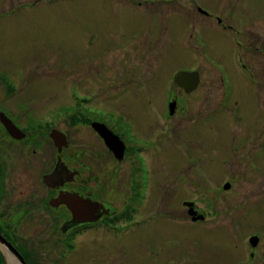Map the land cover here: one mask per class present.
Listing matches in <instances>:
<instances>
[{
	"label": "rangeland",
	"instance_id": "374dc122",
	"mask_svg": "<svg viewBox=\"0 0 264 264\" xmlns=\"http://www.w3.org/2000/svg\"><path fill=\"white\" fill-rule=\"evenodd\" d=\"M178 72L199 84L185 93ZM0 105L15 121L57 125L69 168L82 173L77 190L111 211L73 230L64 262L57 253L73 231L33 213L19 232L40 264H264V0H0ZM89 114L128 130L152 168L134 217L119 219L128 164L99 151ZM27 159L13 185L36 188L42 171Z\"/></svg>",
	"mask_w": 264,
	"mask_h": 264
},
{
	"label": "flooded vegetation",
	"instance_id": "af4514ba",
	"mask_svg": "<svg viewBox=\"0 0 264 264\" xmlns=\"http://www.w3.org/2000/svg\"><path fill=\"white\" fill-rule=\"evenodd\" d=\"M196 12L201 14L198 7H196ZM172 100L176 101L174 99ZM4 108L0 105V113H3L10 121L15 132L13 136L10 135L0 121V208L8 209L7 217L3 219L0 218V236L3 239V242L1 241L2 245H0V250H5L8 252V256L11 257L12 260H15L17 264H22L10 253V251H12L10 246H12L22 256L24 264H31V262L32 264H40L42 256L38 253L32 252L31 246L33 240L19 232L20 227L23 225L25 226L28 220L29 222H35L31 217L33 213L36 214V212H43V216L48 218L47 222H49L50 219H55L54 216H57V221L63 224L60 228V232L64 235L67 234L68 230L73 231L77 228H90L93 225L106 221V218L111 215V211L108 212L107 205L105 206L100 199V201L97 200L90 192H87V195H84L86 194V191L77 190V186L82 182L81 170L78 168H69L70 162L67 160L66 155L64 156V150L62 149L59 153L51 139H48L49 133L52 130H57V125L54 124V126L51 125V127H49L50 125H47V123H44L43 125H31L30 122L26 121L29 117L24 114L21 118L16 115V117L21 120L19 119L18 121H15L14 113L8 110L5 106ZM26 109L29 108L27 107ZM76 116L77 118L84 119V116ZM93 116L94 115H88L86 127L92 128L91 124L94 123L102 124L118 136L124 144L122 159L117 160L105 146L102 138L92 128L98 137V139H94L96 140V143L99 144V151L102 152L101 148L104 146V151L107 150L112 155L115 162L120 161V163L125 162L128 164L129 189L131 193L128 199L129 204L123 208L124 211L119 219L134 217L140 213L146 205L147 201L143 203V199L145 196H148L146 189L148 187L151 188L150 177L148 174L149 172H152V168H149L147 163L146 167V160L144 159L145 162L143 160V157H146L145 152L137 142L136 138H130V132L128 130L126 131L125 129L117 128L116 125L114 126L108 122V120L100 117H95L94 119ZM15 126L17 128H15ZM2 129L5 131L6 135ZM131 134H133L132 131ZM67 145H69L68 139ZM48 147L52 149V156L49 158L50 162L47 171L44 172L42 171V168L44 167L42 159L43 161L46 160L45 152ZM67 147L68 146L64 149ZM35 156L38 160L35 161L34 164L38 167V171H42L35 181L36 188L29 187L28 185L22 187L13 185L15 174H19L22 171H20L19 167L22 169L24 168L25 171L24 166L27 163V158L29 157L30 159H33ZM63 156L66 161H64ZM60 164H63L66 170H68L64 177L59 178L61 181L56 175V177H54V182L51 184L44 183L43 177L53 172L56 173L57 170L59 172L61 170L59 169ZM144 174H146L148 178H144ZM114 175H116V171ZM32 188L36 193L33 195H27V191H30ZM67 194L76 195L83 200L80 201L82 206L77 210L74 209V212L72 211V208L65 205L64 200L62 199V197H64V195L66 197ZM90 202L95 205L90 204ZM38 208H40L41 211H38ZM2 212L3 211H0V213ZM114 218H116V216ZM152 219L153 217L148 220ZM28 227L25 226L26 229ZM75 236L76 234L74 231L65 236L66 238L64 243H62L61 251L57 253V256L60 257V261L64 262L66 256L73 253L75 249ZM51 250L52 249H50V251ZM32 254L36 255V260ZM4 263L5 261L0 257V264ZM48 264H55V262H49Z\"/></svg>",
	"mask_w": 264,
	"mask_h": 264
},
{
	"label": "water",
	"instance_id": "95a60500",
	"mask_svg": "<svg viewBox=\"0 0 264 264\" xmlns=\"http://www.w3.org/2000/svg\"><path fill=\"white\" fill-rule=\"evenodd\" d=\"M174 81L180 87H182L186 92L193 90L197 85V80L195 79V74H193V73L189 74V76H186L184 73L180 72L175 76ZM172 110H173V105H170V111L172 112ZM0 121L4 125V127L7 129L9 134L13 136L15 130L10 125V123H8L2 117H0ZM92 127L100 135V137L104 140L105 145L113 152L114 156L117 159H121L122 158V147H121L120 143L117 141V139L115 138V136L110 131H108L104 126H102L100 124L95 123L92 125ZM49 137L52 139L54 145L58 148L59 152H61L62 148H65L67 146L66 136H64L63 134H61L57 131H51ZM59 169H61L59 172L57 170L56 173L53 172L51 174L46 175L43 179L44 182L47 184H51L52 182H54V177H56V175H57L58 179L61 177H64V175L67 173L66 168L63 166V164H60ZM228 188H229L228 185H226L224 187V189H228ZM62 199L64 200V203L67 207L72 208L73 212H74V209L77 210L78 208H80L82 206L80 201H83V200L76 195L67 194L66 197L64 195V197H62ZM90 204H92V203L90 202ZM92 205H95V204H92ZM188 205H191V204H188ZM188 214L192 217L195 215V213L192 211H189ZM256 242H257L256 237H252L250 239V244L252 245V247H254ZM10 252L14 255L15 259H17L19 262L22 261L20 259L19 255L16 254L15 251H10Z\"/></svg>",
	"mask_w": 264,
	"mask_h": 264
},
{
	"label": "bare ground",
	"instance_id": "6f19581e",
	"mask_svg": "<svg viewBox=\"0 0 264 264\" xmlns=\"http://www.w3.org/2000/svg\"><path fill=\"white\" fill-rule=\"evenodd\" d=\"M67 171H68V170H67ZM8 257H9V256H8ZM9 259H10V260H12V258H11V257H9Z\"/></svg>",
	"mask_w": 264,
	"mask_h": 264
}]
</instances>
